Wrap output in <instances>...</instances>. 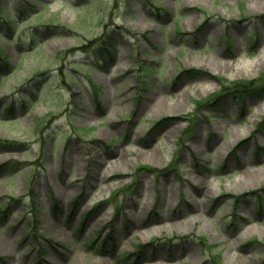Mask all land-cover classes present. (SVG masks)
I'll return each instance as SVG.
<instances>
[{"label": "rangeland", "instance_id": "1", "mask_svg": "<svg viewBox=\"0 0 264 264\" xmlns=\"http://www.w3.org/2000/svg\"><path fill=\"white\" fill-rule=\"evenodd\" d=\"M0 54V264H264V95L195 107L264 0H0Z\"/></svg>", "mask_w": 264, "mask_h": 264}, {"label": "trees", "instance_id": "2", "mask_svg": "<svg viewBox=\"0 0 264 264\" xmlns=\"http://www.w3.org/2000/svg\"><path fill=\"white\" fill-rule=\"evenodd\" d=\"M1 55V54H0ZM1 57V56H0ZM9 67V66H8ZM264 81V80H263ZM224 88V93L215 94L213 96H210V98L204 102V103H196L195 107L196 109H201V111H205L206 109L211 110H217L222 111L221 105L223 101L225 100V97L227 95H233L234 99L239 103L243 104L245 102L246 98H255V97H261L264 95V82L259 84H256L254 82H242V83H235L230 84V86H222ZM6 147V143L3 141H0V148ZM117 198V195L114 196V200ZM260 204H263L262 201H259ZM2 215L6 214V212H0ZM201 241H205L204 238H201ZM213 250L216 251L215 248ZM221 254L216 253V255L213 253V258L216 259V264H222L221 262Z\"/></svg>", "mask_w": 264, "mask_h": 264}]
</instances>
